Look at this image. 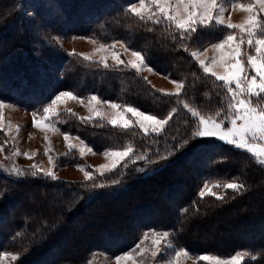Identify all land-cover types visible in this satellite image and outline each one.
Here are the masks:
<instances>
[{
	"label": "trees",
	"instance_id": "trees-1",
	"mask_svg": "<svg viewBox=\"0 0 264 264\" xmlns=\"http://www.w3.org/2000/svg\"><path fill=\"white\" fill-rule=\"evenodd\" d=\"M135 1L0 0V39L9 42L11 51L4 54L13 55L4 59L0 54L4 62L3 66L0 63V81L9 90V94L0 92V99L39 108L50 101L55 90L64 88L80 95L96 93L159 118L176 109L159 133H144L136 125L124 129L104 120L60 114L56 124L60 130L78 135L92 149L131 145L135 154L146 159L130 156L113 172L96 175L95 183H104V188H92V181L33 176L27 168L19 176L0 173V252H19L15 264H35L52 245L66 243L62 239L65 233L72 238L85 237L90 246L78 256L62 255L46 264H89L97 252L115 256L131 250L145 230L155 229L169 231L176 248L185 247L194 255L229 256L242 251L257 256L255 260L246 257V264H264V256L258 255L264 249V163L247 150L219 139L204 138L206 143L196 150L192 142L179 147L197 122L183 105L213 115L220 101L226 100L222 82L203 73L198 62L171 38L176 34L174 27L163 19L155 24L132 14L127 6ZM56 10L58 14L53 15ZM42 18L49 24L32 29L26 26L38 25ZM59 21L66 30L52 23ZM83 23L85 27H81ZM58 32L93 36L103 42L121 40L141 51L150 67L183 82L184 87L178 96L163 92L130 66L105 68L100 62L67 53L52 40ZM226 34L220 25L200 29L194 46L217 42ZM169 151L173 155L166 161L158 160V155ZM112 179L120 183L111 185ZM205 182L244 186L239 190L225 188L218 195L223 199L209 194L200 197ZM32 190L38 192L32 195ZM109 196L111 201L99 212L90 211L97 201L105 202ZM21 197L29 199L20 201ZM120 204V218L110 220L112 226L105 227V217ZM84 212L80 225L92 227L83 232L70 230V220ZM97 213L103 217L97 218ZM167 215L170 218L163 220ZM208 230L214 236L202 245ZM225 240L229 241L227 246ZM222 241L225 246L219 247Z\"/></svg>",
	"mask_w": 264,
	"mask_h": 264
},
{
	"label": "snow or ice",
	"instance_id": "snow-or-ice-1",
	"mask_svg": "<svg viewBox=\"0 0 264 264\" xmlns=\"http://www.w3.org/2000/svg\"><path fill=\"white\" fill-rule=\"evenodd\" d=\"M230 6L233 9L239 8L246 14L241 22L233 23L230 18L224 17L226 7L222 0H139L138 4L130 3L128 10L143 22L152 21L159 24L163 19L170 28L174 27L176 34L171 38L198 62L203 73L222 82L226 100L220 101V107L213 115L202 114L197 108L190 107L187 103L183 105L191 113V116L197 119V122L189 130L187 138L182 139L179 147L183 148L192 142L191 147L196 150L199 145L206 143V140L201 138H218L237 148L246 149L256 157L264 158V15H262L264 14V0H250L246 4L233 0ZM215 25H223L227 34L217 42L194 46L198 40V30L208 29ZM116 43L120 44L124 53H130V59L125 61L121 59L119 51H113L112 59L116 61L117 65L130 66L137 73L145 67H148L149 71H155L147 64L141 51L132 50L122 41H116ZM104 47L101 45L97 51L104 50ZM87 58L91 59V57ZM100 62L105 68L109 67L106 55L101 56ZM173 83L176 87L172 94L178 96L184 87L183 82L173 81ZM63 98L77 99L84 103L83 99L75 96L71 91L60 92L52 103L44 108L45 117L41 120H34L33 123L38 127H49L50 125L44 121L48 116L56 114V106ZM5 103L4 100H0V128L4 127L2 109ZM99 105H107L114 113L110 116L112 125H121L124 129L138 125L144 133L161 132L176 111L173 109L165 118H158L156 115L141 111L138 107L107 100L102 101L98 96L93 95L87 102L91 113L88 120H92L94 117H105L107 113L98 107ZM64 138L68 140L69 135L66 133ZM80 145H83L79 147L81 156L85 155L86 151H93L83 140L80 141ZM76 147L78 145L69 143V148ZM3 150V145H0V151ZM34 155L35 153H24V156L29 159H32ZM172 155L173 151H169L166 155H158L157 158L166 161ZM104 156L108 159V163L100 164L96 169V173L101 177L106 173L113 172L125 158L134 156L135 160L146 159L142 154H135L131 145L122 150L105 151ZM48 159L51 167L43 168L34 164L31 175L43 174L46 177L57 179L53 170L55 168L53 157L49 156ZM149 162L155 163V161ZM81 170L84 172L85 180L92 181V188L106 186L104 183H95L96 173L93 171ZM10 171L18 176L25 174L17 167H13ZM119 183L118 179L110 181L111 185ZM243 186L238 182H229L210 187L205 182L199 191V196L204 197L209 194L223 199L222 196H218L216 188L239 190ZM171 235L169 231H156L155 229L143 232L142 239L135 249L115 256L116 264H147L145 257H148L150 264H181V258H187L189 251L185 247L173 248ZM149 239L151 243L146 245L145 241ZM167 249H172L174 254L165 259L161 253ZM258 255L264 256V249H261ZM248 256H251L252 260L257 259V256L242 251H237L227 257L205 254L197 259L207 262V264H246ZM19 258V252H0V264H5V261L9 259L15 262Z\"/></svg>",
	"mask_w": 264,
	"mask_h": 264
},
{
	"label": "rangeland",
	"instance_id": "rangeland-1",
	"mask_svg": "<svg viewBox=\"0 0 264 264\" xmlns=\"http://www.w3.org/2000/svg\"><path fill=\"white\" fill-rule=\"evenodd\" d=\"M222 2L225 4V7H226V11L224 13V17L226 19L230 18L231 22L233 23H239L244 19L246 14L243 11L239 10V8L233 9L230 6L233 0H222ZM238 2L246 4V3H249L250 0H238ZM133 3L138 4L139 0H136ZM129 5L127 6L128 8H129ZM57 14H58V10L53 12V15H57ZM39 22L40 23L38 25L32 26L31 24H29L26 26L28 28L31 27L30 29H32L34 26H35L34 28H36L38 26L43 27L44 24L46 25L49 24L47 18H42L39 20ZM52 23L58 24L62 26L63 28H65L66 30V26H63V24L60 21L52 22ZM82 25L83 26L81 27L86 26V24L84 23ZM220 26H223V25H220ZM14 35L15 34H13L12 37H15ZM52 40L56 42L59 48H62V50L66 51L67 53L76 54L87 60H93V61L100 62L101 56L106 55L108 57L109 65H117L116 61L112 59L113 51H119L121 54V59L125 61L130 59V53H124L123 49L120 47V44L116 43V41H121V40L103 42L101 40L94 38L93 36L76 35L71 32L70 33L64 32L62 34L61 32L60 33L58 32L57 34H55V37H52ZM4 41L0 39V50H1L0 54L2 55L1 56L2 58H3L4 51L7 53L8 52L10 53L11 51L9 48V42L7 43ZM101 45L105 46L104 50L97 51V49L100 48ZM249 51H252V50L249 49ZM209 54L210 55L212 54L211 51L209 52ZM8 56L11 59L13 58V55L11 53L10 55H7V56L6 54H4V59L5 58L8 59ZM87 57H91V59H88ZM0 63H1V66H3L2 65L4 64L3 59L0 60ZM141 73L143 74L144 77H146L149 83L153 84L156 88L163 90V92H166V91L175 92L176 85L175 83H173V81L175 80L169 78L165 74L163 75L156 70L149 71L148 67L143 68ZM8 91H9L8 89L3 88V83L2 81H0V92L9 94ZM64 91H71L75 96L83 99L84 103H81L80 100H77V99L63 98L56 106V114L48 116V118L44 121L46 124L50 126L47 128L36 126L33 123V121L43 119L46 115L44 113V108L48 107L60 92H64ZM54 92L55 93L53 94V97L50 99V101L46 102L43 106L39 108H27L16 102H10V101L4 100L6 102L4 108L2 109L3 118H4V127L0 128V145H3L4 150L0 151V173L16 175L14 172L10 171L13 167H17L21 169L22 171L23 169H26V168L29 171H32V166L34 164H38L40 167H43V168H49L51 167V165L49 164L48 158L49 156H51L53 157V160L55 162V168L53 170L58 179L81 182V181H86L84 177V172L81 169L87 170V171H93L94 173H96V169L99 167L100 164L108 163V159L104 156L105 151L123 149V148H118V149L111 148V149H107L104 151H96L93 149L92 152L86 151L85 155L81 156L79 152V147L83 146V145H80V141L82 139L78 137V135L76 134L67 133L69 135V139L65 140L64 136L66 132L61 131L59 126L56 124L58 123L60 114H63V113L72 114L79 119L88 120L87 118L91 115V113L89 112L88 106H87L88 99L93 95H96V96L98 95L96 93H87V94L80 95L76 93V91L66 90L64 88H61V89L59 88L55 90ZM98 97L102 101L105 100V99H102L100 96ZM0 100H3V99H0ZM107 101H110V100H107ZM98 107L102 108L107 114L105 115L104 118L94 117L92 120H104V121H107L108 123H111L110 116L114 115V113L108 108L107 105H99ZM118 126H121V125H118ZM136 126L139 128L138 125ZM205 139H209V138H205ZM217 139L218 138H210V140H217ZM69 143L78 145V147L69 148ZM87 146L90 147L89 145ZM25 152H28L30 154L35 153V155L32 157V159H29L24 156ZM257 158L261 160V162L262 160H264V158H259V157ZM126 159L127 158H125L124 161H126ZM96 175H99V174L96 173ZM208 184L211 187L216 184L223 185L226 183L208 182ZM202 188H203V185L201 186V189ZM224 189H225L224 187L216 188L218 195ZM32 191H33L32 195L38 192L37 190H32ZM110 197L111 196L106 197L104 200L105 202L97 201L96 206L94 208H90V211L93 213L94 211L99 212L98 210H100L102 207L107 205V201H111ZM28 199H29L28 197L26 198L21 197L19 200L22 201V200H28ZM122 206L123 204H120L115 209V212L111 216L105 217L106 219H108L107 224L104 225L105 227L112 226L111 223L109 224L110 220H113L117 217L120 218V212L123 211ZM97 214H98L97 218L103 217L102 214L100 213H97ZM82 216L85 217L86 212H84L81 216H77L76 218H73L70 220L69 222L70 230L72 231L78 230V231L83 232V230H88L92 227V225L90 224L80 225L79 218ZM170 216L171 215H167L165 216V218L163 217V220H167L168 218H170ZM105 218L104 220H106ZM145 232H149V230H145ZM205 233H206L205 235L206 237L202 239L200 243L202 245L204 244V242H206V240H208V238L214 236V234H212V231L209 232L208 230ZM84 238L83 237L81 238L73 237L72 238L64 233L62 235V239L66 241L65 243L66 245L62 241L61 243L59 242L58 245H52L50 248L51 250H49L50 252L47 254H44V258L37 261L35 264H46L48 261L54 262L57 258H59L62 255L78 256V254L83 248H86V246H90V242L86 241ZM141 239L137 242V244L140 243ZM150 243H151L150 239L148 241H145L146 245H149ZM227 244H229L228 240L226 241V246ZM136 245L132 249H135ZM221 246L222 247L225 246L223 241L221 242V244H219V247ZM173 248H176L175 245H173ZM13 252H16V251H13ZM121 254H118V255H121ZM173 254L174 253L172 249H167L164 253H161V256L167 259V258H170ZM202 255H205V254L194 255L191 252H189V256L187 258H183V257L181 258V264H207V262L199 261L197 259V257L202 256ZM115 256H109L106 253L97 252L91 258L89 264H116ZM222 257H227V256H222ZM145 260L147 264H150L148 257H145ZM16 262L17 261L13 262L9 259L8 261H5V264H15Z\"/></svg>",
	"mask_w": 264,
	"mask_h": 264
},
{
	"label": "crops",
	"instance_id": "crops-1",
	"mask_svg": "<svg viewBox=\"0 0 264 264\" xmlns=\"http://www.w3.org/2000/svg\"><path fill=\"white\" fill-rule=\"evenodd\" d=\"M166 91V90H165ZM166 92H170V91H166ZM170 93H174V92H170Z\"/></svg>",
	"mask_w": 264,
	"mask_h": 264
},
{
	"label": "bare ground",
	"instance_id": "bare-ground-1",
	"mask_svg": "<svg viewBox=\"0 0 264 264\" xmlns=\"http://www.w3.org/2000/svg\"><path fill=\"white\" fill-rule=\"evenodd\" d=\"M63 16V15H62ZM210 147V146H209Z\"/></svg>",
	"mask_w": 264,
	"mask_h": 264
}]
</instances>
